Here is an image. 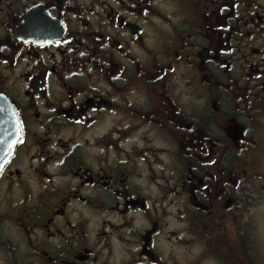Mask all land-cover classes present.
<instances>
[{"label":"flooded vegetation","instance_id":"1","mask_svg":"<svg viewBox=\"0 0 264 264\" xmlns=\"http://www.w3.org/2000/svg\"><path fill=\"white\" fill-rule=\"evenodd\" d=\"M0 97V264H252L264 0H0Z\"/></svg>","mask_w":264,"mask_h":264},{"label":"rangeland","instance_id":"2","mask_svg":"<svg viewBox=\"0 0 264 264\" xmlns=\"http://www.w3.org/2000/svg\"><path fill=\"white\" fill-rule=\"evenodd\" d=\"M179 199V198H175ZM262 208V207H260ZM167 216V224L171 229H179L183 223L180 220L179 212L170 210ZM257 213L239 219L240 224H245V238L251 244L252 264H264V215ZM237 245L240 246V240L236 236ZM222 252V248H220ZM167 264H230L220 258L212 259L210 256H199L196 247L186 248V245L176 240L167 241ZM238 264V263H236Z\"/></svg>","mask_w":264,"mask_h":264},{"label":"water","instance_id":"3","mask_svg":"<svg viewBox=\"0 0 264 264\" xmlns=\"http://www.w3.org/2000/svg\"><path fill=\"white\" fill-rule=\"evenodd\" d=\"M18 139V125L9 104L0 97V166ZM11 145V147H9Z\"/></svg>","mask_w":264,"mask_h":264},{"label":"snow or ice","instance_id":"4","mask_svg":"<svg viewBox=\"0 0 264 264\" xmlns=\"http://www.w3.org/2000/svg\"><path fill=\"white\" fill-rule=\"evenodd\" d=\"M9 147H11V145H9Z\"/></svg>","mask_w":264,"mask_h":264}]
</instances>
